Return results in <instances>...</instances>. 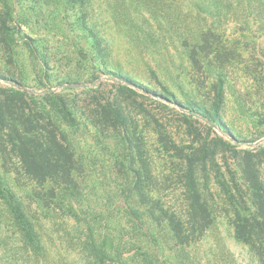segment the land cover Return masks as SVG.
<instances>
[{
	"label": "rangeland",
	"instance_id": "1",
	"mask_svg": "<svg viewBox=\"0 0 264 264\" xmlns=\"http://www.w3.org/2000/svg\"><path fill=\"white\" fill-rule=\"evenodd\" d=\"M196 3L0 0V19L7 17L10 33L5 37L0 32V74L5 76L0 77V87L28 91L33 106L42 99L52 102L47 92L54 91L77 110L75 125L67 127L80 167L77 197L72 200L77 215L59 207L47 215L38 210L39 217H46L40 231L47 246L69 264H95L87 256L94 226H107L122 236L121 251L131 264L141 258L152 238L146 225L129 212L134 205L126 191L132 179L131 162L121 137L112 129L102 133L86 118L89 107L117 93L119 81L106 73V67L159 92L169 91L182 103L192 101L209 108L217 103L218 91L223 94L219 112L233 134L244 139L240 143L175 102L135 95L130 112L139 126L136 135L157 174L164 172L175 181L179 157L173 145L188 151L198 144V134L220 136L242 147L264 146V6L249 0H222L220 14L212 15L198 10ZM97 40L101 48H96ZM195 42L211 47L209 55L202 53L200 69L190 58ZM72 82L82 85L62 86ZM230 155L219 156L226 177L237 171L231 159V170L225 163ZM28 183L25 176L18 180L14 174H4L2 186L18 184L17 190L23 193L21 188ZM178 187L174 182L166 192ZM165 234V230L158 233L156 264H260L223 215L199 242L187 247H175ZM11 236L6 206L0 199V264H8L4 253L15 247Z\"/></svg>",
	"mask_w": 264,
	"mask_h": 264
},
{
	"label": "trees",
	"instance_id": "2",
	"mask_svg": "<svg viewBox=\"0 0 264 264\" xmlns=\"http://www.w3.org/2000/svg\"><path fill=\"white\" fill-rule=\"evenodd\" d=\"M73 1L83 4L85 0ZM249 1L264 6V0ZM221 6L222 0H197L196 3L198 10L212 15L220 14ZM7 23L8 19L3 15L0 32L10 37ZM96 46L101 48L99 40ZM210 48L207 43L191 45L190 58L196 68L202 67V53L209 55ZM105 69L119 81L117 93L113 99L107 97L93 108L89 107L86 118L102 133L112 129L115 136L121 137L124 150L129 153L132 179L126 191L134 199L129 212L146 225L152 236L148 239L150 246L142 250L141 258L134 262L156 264L159 256L155 250L160 247L158 233L162 230L166 231L165 239L173 240L175 247H187L199 242L223 215L233 225L235 237L248 245L259 263L264 264V146L242 147L220 136L198 134V144L189 146L188 151L173 145L179 160L175 168L177 178L170 180V175L157 174L152 169L136 135L139 126L130 112L136 94L155 95L175 102L193 114H201L231 140L240 143L244 139L233 134L219 112L222 92L218 91L217 103L207 108L192 101L182 103L169 91L159 92L121 71ZM0 77L5 78L2 74ZM29 95L28 91L19 88L0 87V199L6 206L11 240L15 242V247L4 253L3 260L8 264H69L47 246L40 231L46 217H39L38 210L47 215L59 207L77 215L72 200L77 197L80 167L67 132V127L75 125L77 110L63 94L54 91L47 92V96L54 99L52 102L42 99L36 106L32 105ZM166 144L172 147L170 143ZM227 152L231 153L230 158H225L227 167L231 170V159L237 168L231 177L225 176L219 161V156ZM211 170L215 173L214 180ZM4 174H14L18 180L25 176L29 183L21 188L24 192L17 190L18 184L3 187ZM174 182L179 187L166 192ZM96 223L100 226L101 221ZM94 227L88 241L89 261L131 264L121 251L125 245L122 236L107 226L106 229Z\"/></svg>",
	"mask_w": 264,
	"mask_h": 264
},
{
	"label": "water",
	"instance_id": "3",
	"mask_svg": "<svg viewBox=\"0 0 264 264\" xmlns=\"http://www.w3.org/2000/svg\"><path fill=\"white\" fill-rule=\"evenodd\" d=\"M66 85H70V86H81L82 84L79 83V82H72V83H65V84H62V86H66Z\"/></svg>",
	"mask_w": 264,
	"mask_h": 264
}]
</instances>
